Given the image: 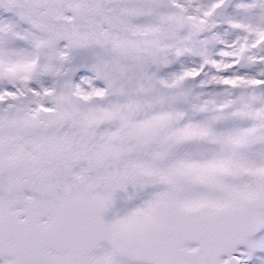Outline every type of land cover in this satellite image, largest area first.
Segmentation results:
<instances>
[{"label": "snow or ice", "instance_id": "1", "mask_svg": "<svg viewBox=\"0 0 264 264\" xmlns=\"http://www.w3.org/2000/svg\"><path fill=\"white\" fill-rule=\"evenodd\" d=\"M0 264H264V0H0Z\"/></svg>", "mask_w": 264, "mask_h": 264}]
</instances>
